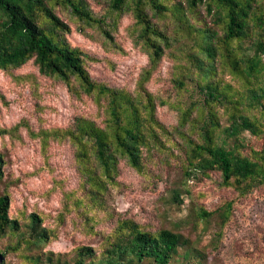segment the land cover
Returning a JSON list of instances; mask_svg holds the SVG:
<instances>
[{
  "label": "rangeland",
  "instance_id": "1",
  "mask_svg": "<svg viewBox=\"0 0 264 264\" xmlns=\"http://www.w3.org/2000/svg\"><path fill=\"white\" fill-rule=\"evenodd\" d=\"M87 1L113 39L98 25L57 5V13L70 26L68 40L90 55L87 68L95 81L136 92L149 57L134 41L133 15L111 13L106 0ZM166 1L172 5L183 0ZM210 19L204 7L191 16L198 25ZM161 22L169 31L176 26L173 18ZM191 42L185 37L166 48L145 84L157 96L156 117L168 130L158 131L163 148L146 152L142 171L121 158L112 178L98 171L95 181L64 135L78 117L105 126L106 114L95 97L75 81L72 90L63 80L43 75L33 59L19 68L0 69V129L8 130L0 135L5 160L0 195L8 194L9 216L21 227L0 242L8 264H67L83 245L101 251L124 219L153 232L168 228L181 233L194 251L201 252L204 264H264V184L241 194L222 183L220 172L185 183L183 138L176 127L181 126L182 110L201 96L197 76L190 72L194 68L184 58ZM222 76L232 79L227 73ZM177 78L185 81L186 89L179 87ZM251 114L264 122V114L257 110ZM181 129L198 135L189 123ZM242 137L243 154L264 147V133L254 136L246 131ZM176 192L182 203L174 199ZM228 202L233 203L231 216L223 224L218 210ZM202 210L215 213L205 217ZM33 213L47 230V239L40 244L30 242Z\"/></svg>",
  "mask_w": 264,
  "mask_h": 264
},
{
  "label": "trees",
  "instance_id": "2",
  "mask_svg": "<svg viewBox=\"0 0 264 264\" xmlns=\"http://www.w3.org/2000/svg\"><path fill=\"white\" fill-rule=\"evenodd\" d=\"M106 2L111 13L133 15L134 41L149 57V66L134 93L95 81L87 68L90 55L68 40L70 26L57 13V5L65 6L89 25H98L113 39L87 0H0V69L19 68L33 59L43 75L63 80L72 90L77 82L104 109L105 126L78 117L64 130L76 148L77 160L89 167L90 178L95 181L98 171L112 178L121 158L142 171L146 152L163 148L158 131L168 130L156 117L157 96L145 84L165 49L187 37L192 44L184 58L194 68L190 72L197 76L201 96L199 102L182 110L181 126L176 127L183 138L185 183L220 172L222 183L241 194L264 184V147L254 154L240 151L244 132L254 136L264 133L261 117L251 114L256 110L264 114V0H183L172 5L166 0ZM200 7L211 19L198 25L191 16ZM166 18H173L176 24L171 31L161 24ZM225 73L232 79L226 80L222 76ZM176 83L186 87L183 79L177 78ZM187 123L197 131V137L181 129ZM6 132L0 129V135ZM4 167L0 152V182ZM180 196L176 192L174 199L182 203ZM232 206L228 202L219 208L223 224L230 220ZM9 207L8 194L0 195V242L21 228L18 220L9 216ZM214 213L201 211L205 217ZM30 222V242L46 241L41 217L33 213ZM0 264H8L1 247ZM67 264H204V257L181 233L168 228L153 232L124 219L106 238L101 251L90 245L79 246Z\"/></svg>",
  "mask_w": 264,
  "mask_h": 264
}]
</instances>
